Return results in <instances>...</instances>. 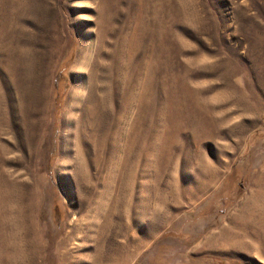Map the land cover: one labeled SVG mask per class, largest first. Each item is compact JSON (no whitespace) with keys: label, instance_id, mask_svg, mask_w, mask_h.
Returning a JSON list of instances; mask_svg holds the SVG:
<instances>
[{"label":"rangeland","instance_id":"rangeland-1","mask_svg":"<svg viewBox=\"0 0 264 264\" xmlns=\"http://www.w3.org/2000/svg\"><path fill=\"white\" fill-rule=\"evenodd\" d=\"M0 264H264V0H0Z\"/></svg>","mask_w":264,"mask_h":264}]
</instances>
